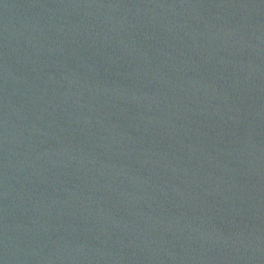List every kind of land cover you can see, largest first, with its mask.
Here are the masks:
<instances>
[{"label": "water", "instance_id": "obj_1", "mask_svg": "<svg viewBox=\"0 0 264 264\" xmlns=\"http://www.w3.org/2000/svg\"><path fill=\"white\" fill-rule=\"evenodd\" d=\"M0 264H264V0H0Z\"/></svg>", "mask_w": 264, "mask_h": 264}]
</instances>
